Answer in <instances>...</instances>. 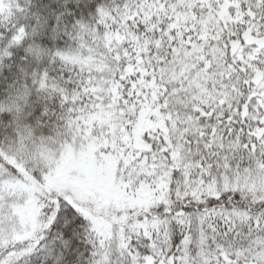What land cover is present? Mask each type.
Here are the masks:
<instances>
[{
  "label": "snow or ice",
  "instance_id": "obj_1",
  "mask_svg": "<svg viewBox=\"0 0 264 264\" xmlns=\"http://www.w3.org/2000/svg\"><path fill=\"white\" fill-rule=\"evenodd\" d=\"M0 264H264V0H0Z\"/></svg>",
  "mask_w": 264,
  "mask_h": 264
}]
</instances>
